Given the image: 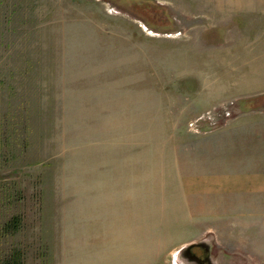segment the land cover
Masks as SVG:
<instances>
[{
	"label": "rangeland",
	"instance_id": "374dc122",
	"mask_svg": "<svg viewBox=\"0 0 264 264\" xmlns=\"http://www.w3.org/2000/svg\"><path fill=\"white\" fill-rule=\"evenodd\" d=\"M261 35L264 0H0V262L89 264L64 221L82 154L253 115ZM203 239L214 264H264L250 238Z\"/></svg>",
	"mask_w": 264,
	"mask_h": 264
},
{
	"label": "crops",
	"instance_id": "0c3cea01",
	"mask_svg": "<svg viewBox=\"0 0 264 264\" xmlns=\"http://www.w3.org/2000/svg\"><path fill=\"white\" fill-rule=\"evenodd\" d=\"M257 76L241 98L264 96ZM244 117L199 134L111 136L84 152L64 221L77 219L89 264H186L180 252L206 236L237 238L247 253L250 238L264 255V106Z\"/></svg>",
	"mask_w": 264,
	"mask_h": 264
},
{
	"label": "flooded vegetation",
	"instance_id": "af4514ba",
	"mask_svg": "<svg viewBox=\"0 0 264 264\" xmlns=\"http://www.w3.org/2000/svg\"><path fill=\"white\" fill-rule=\"evenodd\" d=\"M211 248L205 243H199L186 248L180 258L186 264H214L211 260Z\"/></svg>",
	"mask_w": 264,
	"mask_h": 264
},
{
	"label": "trees",
	"instance_id": "16d2710c",
	"mask_svg": "<svg viewBox=\"0 0 264 264\" xmlns=\"http://www.w3.org/2000/svg\"><path fill=\"white\" fill-rule=\"evenodd\" d=\"M20 224L19 218L15 217L12 220H10L7 224L3 227V233H10L11 230L16 231L18 226ZM0 264H18V258L17 256H12L8 261L0 262Z\"/></svg>",
	"mask_w": 264,
	"mask_h": 264
},
{
	"label": "water",
	"instance_id": "95a60500",
	"mask_svg": "<svg viewBox=\"0 0 264 264\" xmlns=\"http://www.w3.org/2000/svg\"><path fill=\"white\" fill-rule=\"evenodd\" d=\"M192 246V245H191ZM190 247V246H189ZM188 248V247H187ZM186 248H184V250H185ZM184 250H182V251H184ZM182 251L180 252V254L182 253Z\"/></svg>",
	"mask_w": 264,
	"mask_h": 264
}]
</instances>
